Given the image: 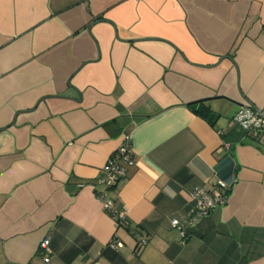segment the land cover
Instances as JSON below:
<instances>
[{
	"label": "crops",
	"instance_id": "1",
	"mask_svg": "<svg viewBox=\"0 0 264 264\" xmlns=\"http://www.w3.org/2000/svg\"><path fill=\"white\" fill-rule=\"evenodd\" d=\"M244 102L264 108V0H0V264H264V133L233 122ZM221 182L184 238L172 221Z\"/></svg>",
	"mask_w": 264,
	"mask_h": 264
},
{
	"label": "built area",
	"instance_id": "2",
	"mask_svg": "<svg viewBox=\"0 0 264 264\" xmlns=\"http://www.w3.org/2000/svg\"><path fill=\"white\" fill-rule=\"evenodd\" d=\"M233 122L240 126L248 135L260 139L264 133V108H258L250 102H244L238 112L233 117ZM132 140L129 135H126L123 143L115 151L109 159L104 173L101 176V183L104 191L98 192V197L102 201L104 208L107 210L115 209L114 202L107 198V191L117 187L119 182L126 178L129 174V169L134 166ZM228 187L221 182V188L214 194L208 193L204 188H198L191 193V211L187 223H182L178 219L172 221V226L181 231L182 236L187 237L186 226L197 223L203 216L210 214L218 206L227 201ZM114 218L117 227L127 224L128 217L125 211H115ZM146 243V239L143 240ZM112 245L117 248L121 245L119 241L113 239ZM41 247L43 249V257L46 263L51 261L52 251L49 247V239H46ZM93 264H99L94 262Z\"/></svg>",
	"mask_w": 264,
	"mask_h": 264
},
{
	"label": "trees",
	"instance_id": "3",
	"mask_svg": "<svg viewBox=\"0 0 264 264\" xmlns=\"http://www.w3.org/2000/svg\"><path fill=\"white\" fill-rule=\"evenodd\" d=\"M189 107L200 116L206 118L211 123L214 122L215 118L217 117L216 114L211 110V108L206 105L205 101H199L195 103L189 104Z\"/></svg>",
	"mask_w": 264,
	"mask_h": 264
}]
</instances>
